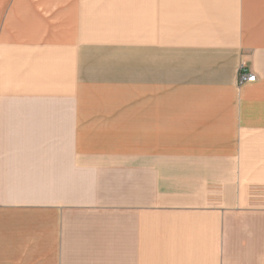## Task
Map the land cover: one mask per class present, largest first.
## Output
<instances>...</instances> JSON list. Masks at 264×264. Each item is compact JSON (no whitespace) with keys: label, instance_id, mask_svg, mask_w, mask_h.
Here are the masks:
<instances>
[{"label":"crops","instance_id":"0c3cea01","mask_svg":"<svg viewBox=\"0 0 264 264\" xmlns=\"http://www.w3.org/2000/svg\"><path fill=\"white\" fill-rule=\"evenodd\" d=\"M0 264H264V0H0Z\"/></svg>","mask_w":264,"mask_h":264},{"label":"built area","instance_id":"2783aa9c","mask_svg":"<svg viewBox=\"0 0 264 264\" xmlns=\"http://www.w3.org/2000/svg\"><path fill=\"white\" fill-rule=\"evenodd\" d=\"M256 78L255 75L249 72H246L244 70V66H241V70L239 71V76H238V85H244L247 83H253L255 82Z\"/></svg>","mask_w":264,"mask_h":264},{"label":"bare ground","instance_id":"6f19581e","mask_svg":"<svg viewBox=\"0 0 264 264\" xmlns=\"http://www.w3.org/2000/svg\"><path fill=\"white\" fill-rule=\"evenodd\" d=\"M242 86V85H241Z\"/></svg>","mask_w":264,"mask_h":264}]
</instances>
